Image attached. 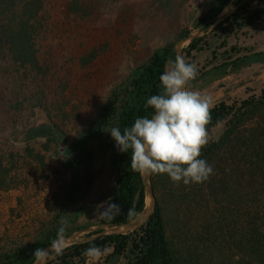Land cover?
Returning <instances> with one entry per match:
<instances>
[{
    "label": "rangeland",
    "instance_id": "374dc122",
    "mask_svg": "<svg viewBox=\"0 0 264 264\" xmlns=\"http://www.w3.org/2000/svg\"><path fill=\"white\" fill-rule=\"evenodd\" d=\"M42 1L36 66L0 58V158L15 176L10 188L0 189V252L33 243L61 226L62 218L70 235L118 214L117 208H109L101 215L113 201L118 149L109 131L100 138L88 131L101 118L113 87L145 63L156 47L175 45L185 28H206L198 22L217 0ZM213 31L208 34L211 48L194 53L198 75L190 90L209 95L213 105L259 95L264 90L263 64L211 84L202 73L210 61L224 60L220 54L214 59L213 51L223 53L235 44L264 51V23L230 37L225 46ZM222 131L223 125L217 126L209 137L216 139ZM51 136L57 138L56 146L47 141ZM78 141L86 142V153L77 180L80 188L74 189L73 145ZM170 208L166 224L173 235L200 222ZM90 234L86 239L93 237ZM109 251L99 260L87 258L85 264H107Z\"/></svg>",
    "mask_w": 264,
    "mask_h": 264
},
{
    "label": "trees",
    "instance_id": "16d2710c",
    "mask_svg": "<svg viewBox=\"0 0 264 264\" xmlns=\"http://www.w3.org/2000/svg\"><path fill=\"white\" fill-rule=\"evenodd\" d=\"M232 2L242 4L213 31L224 46L230 37L264 23V0H217L198 23L210 26ZM42 7V0H0V58L36 66L35 37ZM188 33L185 28L181 37ZM174 46L168 43L156 47L145 63L113 87L101 118L88 131L90 136L100 138L113 127L123 132L137 118H151L154 112L146 107L147 100L161 92L159 77L177 59ZM210 48L208 34L193 39L183 49L185 61L193 63L195 52ZM219 54L224 60L216 64L210 61L202 73L208 76L209 84L251 65H264V51L252 47L231 45L223 53L213 51V58ZM210 114L208 135L220 125L223 131L216 139L210 137L201 150L200 158L214 169L207 181L174 185L166 174H153L155 211L144 225L126 233L93 232L92 238L64 247L63 254L48 264H85L88 257L84 252L93 246L110 249L107 264H264V90L240 101L221 100ZM47 141L56 146L57 138L51 136ZM73 146L77 161L72 186L79 189L77 180L86 142L78 141ZM117 163L119 176L112 204L118 205V214L107 219L115 225L130 221L147 207L142 176L131 169V151H118ZM3 164L0 158V189L10 188L15 182L12 169ZM170 206L200 222L191 229L186 227L178 236L171 234L166 224ZM129 210L134 213L131 217ZM59 228L53 227L27 246L0 252V264H33L35 250L50 246Z\"/></svg>",
    "mask_w": 264,
    "mask_h": 264
},
{
    "label": "clouds",
    "instance_id": "9594fccd",
    "mask_svg": "<svg viewBox=\"0 0 264 264\" xmlns=\"http://www.w3.org/2000/svg\"><path fill=\"white\" fill-rule=\"evenodd\" d=\"M198 75L194 63H187L177 57L159 77L161 92L152 95L146 107H151V118H137L130 128L121 132L113 127L110 135L119 152L131 151V169L141 176L166 174L174 185L200 184L213 174V166L201 159V150L209 142L207 125L211 121L212 98L189 84ZM109 204L101 210L104 216ZM129 210V216H133ZM111 218V217H109ZM57 236L50 248H37L33 253L35 264H48L64 251L65 230L69 226L66 218L60 221ZM107 251L90 247L84 255L99 260Z\"/></svg>",
    "mask_w": 264,
    "mask_h": 264
},
{
    "label": "water",
    "instance_id": "95a60500",
    "mask_svg": "<svg viewBox=\"0 0 264 264\" xmlns=\"http://www.w3.org/2000/svg\"><path fill=\"white\" fill-rule=\"evenodd\" d=\"M244 2V1H243ZM242 4H233L230 7L227 8V10L223 11L221 14H219L218 16H216L213 20V23L206 27L203 28L202 30H191L187 35L182 36L175 44L174 46V51L176 54V58L180 57L185 61L184 55H183V49L193 40L196 38H201L207 34H209L213 29H215L218 24L226 19L227 17H229L234 11H236V9ZM186 62V61H185ZM142 181H143V185L145 187V191H146V198H147V207L144 210V212H142L140 215L134 217L133 219H131L128 222L122 223V224H110V223H104L101 225H97V226H92L83 230H80L76 233L70 234V235H66V241L64 242V246L68 243H71L73 241V239H75L76 237H81V242L86 241V234L88 233H92V232H96V231H101V234H108V233H126L130 230L136 229L141 227L142 225H144L150 218V216L152 215V213L155 211V205H156V197H155V193H154V189H153V184H152V175L150 176H142ZM144 213V215H142ZM50 246H48L47 248H50ZM35 264V262L33 263Z\"/></svg>",
    "mask_w": 264,
    "mask_h": 264
},
{
    "label": "bare ground",
    "instance_id": "6f19581e",
    "mask_svg": "<svg viewBox=\"0 0 264 264\" xmlns=\"http://www.w3.org/2000/svg\"><path fill=\"white\" fill-rule=\"evenodd\" d=\"M142 215H144V213Z\"/></svg>",
    "mask_w": 264,
    "mask_h": 264
}]
</instances>
